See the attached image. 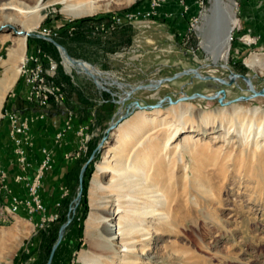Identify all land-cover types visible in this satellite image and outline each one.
I'll use <instances>...</instances> for the list:
<instances>
[{"label":"rangeland","instance_id":"374dc122","mask_svg":"<svg viewBox=\"0 0 264 264\" xmlns=\"http://www.w3.org/2000/svg\"><path fill=\"white\" fill-rule=\"evenodd\" d=\"M37 1L0 0V77L5 69L3 60L21 35L14 33L11 26L20 30L24 25H32L37 17H41L38 24L41 27L46 25L53 29L60 26V32L67 34L72 53L80 55L75 58L112 71L124 82H147L148 79L171 76L182 68L212 62L201 45L202 39H207V30L205 38L199 30L193 32L189 44L184 45L180 41L182 30L179 31L165 18L153 20L149 26L141 25L136 32L114 34L113 41L104 43L103 50L96 42L101 39L99 36L88 33L85 39L77 35L80 27H76L74 21L91 15L128 17L131 9H138L130 8L136 0H99L102 6L93 13L73 17L62 11L63 0L46 5L49 0H39L42 6L36 11ZM107 1L110 5L105 8L103 3ZM20 2L21 7L17 6ZM205 6V13H208L211 0H205ZM235 12L237 25L250 27V23L241 19L239 10ZM9 17L13 20L11 24L6 22ZM38 25L31 32L37 33L40 30ZM32 38L25 36V52L20 63L22 70L6 92L0 108V168L4 167L7 174L6 187L0 184V264H45L59 227L68 217L71 220L50 264H89L80 254L92 251L86 222L104 193L93 184L100 177L97 165L113 153L112 147L117 144L113 133L117 128L127 120L145 115L162 117L163 122L175 124L181 120L183 130L171 140L167 150L154 155V147L162 145L174 130L147 126L128 142L125 153L116 156L131 160L135 155L146 157L152 154V166L157 172L154 175L157 183L153 187L158 192L153 193H167L162 206L166 210L162 207L157 210L167 211V222L158 218L159 214L152 217L147 224L150 234L141 245L145 254L140 255L141 263L137 264H264V132L257 133L264 112V96L243 98L250 92L243 82H239L238 85L224 86L223 100H233L228 104H220L217 98H196L163 104L156 109L135 108L126 119L108 131L110 122L119 116V108L125 112L131 101L140 105L153 104L166 94L181 95L182 86L187 95L194 92L212 95L220 86L215 81L196 77L189 83L190 75H184L163 82L157 88L138 89L124 101H115L120 99V91L116 87L110 88L115 93L113 96L96 86L78 65L67 68L56 46L45 40L49 44L44 52L58 62L57 76L65 85L67 97L62 107L40 108L31 101L13 97L26 72L24 58ZM116 40L119 41L117 45ZM260 47L261 44L247 47L234 39L228 47L227 58L217 63H226L241 73L255 74L253 82L259 89L264 86V69L261 72L252 69L245 59L252 54L264 55L261 51L264 46ZM203 70L215 75L228 73V70L216 66H207ZM8 103L21 115L29 116L32 127L27 147L30 168L26 173L31 174L38 165L42 146L52 151V166L43 180L41 198L48 210L57 211L59 217L45 225H40L39 214L27 216L23 206L7 204L6 189L18 198L27 197L24 183L14 180L21 168L15 162L8 123V134L3 126L2 109L8 107ZM254 107H258L255 114L246 111ZM233 109L240 111L235 121ZM39 114H43L46 121L37 119ZM202 117L208 118L201 120ZM41 123L48 127L47 133L42 131ZM60 128H63L61 139L52 140L53 132L56 129V134ZM85 134L89 135L87 150L78 157L69 156L78 152L80 138ZM104 136V142L84 171L81 195L74 204L80 169ZM109 177L110 173H107L100 180L105 182ZM64 191L67 192L65 195ZM161 193L155 197L161 198ZM58 202L60 206H57ZM71 206H74L72 210ZM97 212L100 213L99 206Z\"/></svg>","mask_w":264,"mask_h":264},{"label":"bare ground","instance_id":"6f19581e","mask_svg":"<svg viewBox=\"0 0 264 264\" xmlns=\"http://www.w3.org/2000/svg\"><path fill=\"white\" fill-rule=\"evenodd\" d=\"M54 1L57 0L46 1L44 5ZM63 1L65 4L62 7V11L68 15H72V17L93 13L96 11V9L102 6V4L98 3L99 0ZM23 5L24 4H22V6ZM103 5L105 8L107 6L109 7L110 2L107 1L103 3ZM17 6L21 7V2L18 3ZM36 6L37 8H35V10L38 11L42 6L39 0L37 1ZM209 10L210 11L208 13L202 14V24L198 25L197 29L204 38V34L207 30V39L206 41L202 39L201 45L207 51L211 61L215 64L214 66L218 67L220 64H226L217 62L220 59L227 58L230 42L229 32L231 30V25L236 21L234 17L235 3L232 0H211V6ZM40 18L41 17H37L33 21L32 25L22 26L20 30H22L24 34H21L17 37L14 46L7 53V58L3 60L5 69L2 73V76L0 77V108L6 92L9 88H11L19 72L22 70L20 68V63L23 60L25 52V33L28 31L31 32L35 26L39 24ZM6 22L7 24H11L13 20L9 17L6 18ZM206 25H208L207 28ZM38 28L42 30L43 26L41 27L38 25ZM245 62L249 67L257 70L258 72H261L264 69V55L252 54L250 57L245 59ZM62 63L67 68L78 65L82 71L87 70L90 74L96 76L99 83L112 84L113 82H116L119 86L123 88L125 87L122 83L124 81L117 78V76L112 71L103 70L85 60L82 61V63H73L70 60L64 59ZM113 86L116 87L115 85ZM196 98L203 97L197 96L188 100ZM180 101H182V99H179L176 103L172 104H177ZM246 111H252L255 114L258 112V107H254L251 110L247 109ZM239 112L240 111H234L233 109L232 117L234 121ZM182 115L183 114L181 113L180 117ZM207 118L208 117H202L200 119L205 120ZM163 120L164 118L158 116H139L133 120L125 121L117 128V132L113 133L116 136L117 143L112 147L113 153L108 155L110 158H106L97 165V170L100 177H103L107 173H110V177L105 182L100 180V177L93 182V184L101 189L102 193H104L97 205V207L99 206L100 213L97 212V207L95 206L86 222V229L89 239L88 242L92 251L87 254L83 252L80 254V257L87 263H141L140 255L144 256L145 254L141 245L143 244V241L147 239L146 235L150 234L147 224L150 223L152 221V217L157 214L160 215H158V218H161L162 221L167 222L168 213L167 211L162 212L166 210L163 208L166 192H163L164 195L160 192L161 198L159 199L155 197L156 193H153L157 192L155 191L157 188L154 189L153 187L155 185L154 183H157L156 179L154 182V175H156L157 172L155 167L152 166V162L154 160L152 158L154 156L152 154L146 157L135 155V158H131V160L129 157H124L122 159H120V157L119 159L116 157L125 153L128 147V142L140 134L143 129L147 128V126H160L166 129L173 128L174 131L165 139L162 145L159 147H154L153 149L154 155L157 152H163L167 150L171 144V140L183 130V125L181 120L177 124L173 122L169 123L168 121L163 122ZM119 123H116L115 126L109 129V131L114 129ZM263 132L264 112L257 129L258 134H262ZM178 146L179 145H176V147ZM152 187L154 190L151 189ZM159 194L156 195L158 196ZM160 207H162L164 210L162 209V211L159 212L157 210H159L158 208ZM138 247L141 248L139 249Z\"/></svg>","mask_w":264,"mask_h":264},{"label":"built area","instance_id":"2783aa9c","mask_svg":"<svg viewBox=\"0 0 264 264\" xmlns=\"http://www.w3.org/2000/svg\"><path fill=\"white\" fill-rule=\"evenodd\" d=\"M175 0H147L145 4H139L138 10H131L130 16L120 17L118 15L113 16H94L95 20L88 22V27L91 35H97L101 39H109L112 35L121 28L124 24H128L133 28V32H136L141 25L149 26L151 20L158 15V9L168 3ZM210 1V0H209ZM235 2V10L240 8V0H233ZM183 10L179 16L183 19L184 25L178 30H182L180 41L184 45H188L190 36L193 32H196L197 26L201 24V16L207 9L205 6V0H195L196 11L193 15L187 16L188 5L185 0H178ZM258 4L264 5V0H258ZM170 16L171 13H167ZM236 16V12H235ZM238 18L236 22L231 25L230 42L234 39L247 47L258 46L260 44V34L254 32L252 28H240L238 24ZM64 25V24H62ZM59 27L50 28L43 25V29L37 33L44 37H55L60 33ZM73 29V27L71 28ZM44 39V38H43ZM55 39V38H54ZM46 40V39H45ZM193 50V47L190 46ZM198 48V47H196ZM261 48V47H260ZM261 51H264L261 48ZM238 51V50H236ZM26 64V72L23 76V83L27 88L25 99L35 103L40 108H51L52 106L62 107L66 101V89L63 82L58 79L57 69L58 62L49 54L45 53L43 48L36 46L30 53H27L24 59ZM29 116H23L18 111L13 109L9 104L8 107L2 109V118L7 120L9 127V134L14 143L15 162L21 168V172L14 177L15 181H21L24 183L27 190V197L24 199L18 198L15 194H12L9 189L5 192L8 195L7 204L14 206H23L26 209L27 216L39 214L40 225H45L51 221L57 220L59 217L58 212H50L47 206L43 203L41 198V191L43 188V180L46 173L52 166V151L42 146L40 151V160L38 165L34 168L31 174L26 173V170L30 168V162L28 161L27 147L30 143V122ZM37 117H44L43 114H39ZM55 122V121H54ZM63 135V128H60L55 136V140L61 139ZM80 147L77 153H70L69 156L78 157L81 152L87 150V142L89 141V135L85 134L80 138ZM6 170L0 168V184L6 187ZM67 192L64 191L63 195ZM60 206V202L57 203Z\"/></svg>","mask_w":264,"mask_h":264},{"label":"water","instance_id":"95a60500","mask_svg":"<svg viewBox=\"0 0 264 264\" xmlns=\"http://www.w3.org/2000/svg\"><path fill=\"white\" fill-rule=\"evenodd\" d=\"M11 28H13L14 33H16V34H23L24 33L22 30L15 29L12 26H11ZM25 35L27 37L28 36H36V37L44 38V39L50 41L54 46H56V48L60 52V55L62 57V61L64 59L70 60L73 63H82V61H84L83 59L75 58V57L71 56L67 52L66 48L63 45H61L58 41H56L53 37H44L41 34L36 33V32H27V33H25ZM214 65L215 64L213 62H204V63H199L197 66L182 68L181 70L175 72L171 76H163V77H158V78H154V79H148L147 82H140V83L122 82L125 86L124 88L119 86L116 82H113L112 84L99 83L97 81L96 76L90 74L87 70L82 71V72H84L88 77H90L92 79V81L96 84V86L100 87L101 89H103L105 91L110 92L113 96L115 95V93H113L110 90V88H111V86L115 85L116 88L120 91L119 92L120 95H118V96H120V99L115 100V101H119V102L124 101L125 99H128L131 96V94L138 89H141V88H145V89L157 88L163 82L171 81V80H174L176 78L182 77L184 75H190L189 83L192 82L193 78L196 77V78H200L203 80L215 81L220 86L218 88V90L211 96L207 95V94L197 93V92H194L190 95H187L186 92L183 91L184 86H182V88L180 90V93H182L181 95L171 96L169 94H166V95L158 98V100L153 104L140 105L137 101H131L130 103H128L125 112L122 113V109L119 108V110H118L119 116L116 120H113L110 122L108 129H107L109 131V129L112 128L113 126H115L116 123L121 122V120L123 118L129 116L135 108H138V109H142V108L143 109H152L153 108L154 109V108L162 107L163 104L176 103L179 99H191V98H195L197 96H200L203 98H215V97L219 96L217 99H218V102L220 104H228L233 100H227V101L223 100V98L225 97L224 86L238 85L239 82H243L246 86V90H248L250 92V94L248 96H243V98L249 99V98H253L256 96H260V95L264 96V86H262L259 89H257L255 87V84L253 82V78L255 77V74L249 75L247 73H241V72L235 71V70L231 69L229 65H226V64H220V65H218V67H221L223 69L228 70L227 74L215 75V74L209 73L208 71L203 70L204 67L214 66ZM238 99H240V98H237V100ZM105 137L106 136H104L102 138L101 142L92 151L89 158L87 159V161L84 162V164L82 165V167L80 169V172H79V188H78V191H77L75 198L73 199L74 204H76L78 202V199L80 198V195H81V188H82V180H83L84 171L86 170V167L88 166L89 162L93 159L96 150L100 149L102 143L105 140ZM73 208H74V206H71V210ZM70 220H71V218L68 217L66 219V221L64 223H62L61 226L59 227L57 238H56L54 244L52 245L49 257H48L45 264H50V262L52 261V257L54 255L55 249L58 246L59 242L62 240L65 228L68 225V223L70 222Z\"/></svg>","mask_w":264,"mask_h":264},{"label":"crops","instance_id":"0c3cea01","mask_svg":"<svg viewBox=\"0 0 264 264\" xmlns=\"http://www.w3.org/2000/svg\"><path fill=\"white\" fill-rule=\"evenodd\" d=\"M146 2H147V0H139V4H145ZM185 2L188 5V11L186 12V15L187 16L193 15L195 13V11H196L195 0H185ZM139 4L135 5V6H131L130 8L138 7ZM182 10H183V8H182L181 4L178 2V0H175L174 2H168V3L164 4V5H162L158 9V15H156L153 18V20H158L159 18H165V19L171 21L173 26H175L176 28H180V27H182L184 25L183 19L179 16V14L181 13ZM239 12H240V15H241L240 16L241 19L244 20L246 23H250L249 24L250 28H252V30L254 32H257V33L260 34V37H261L260 44H261V47H263L264 46V5L258 4V0H240ZM167 13H171V15L167 16L166 15ZM153 20H151L150 24L152 23ZM73 24L76 27H80L82 25H85V23H82L80 20L74 21ZM64 27H65V25H64ZM113 35H112V37H110L111 41H113V39H114ZM33 37L34 38H32L31 41L29 42V47L26 49L27 53H30L36 46H39V44H38V38L39 37H36V36H33ZM110 38H109V40H110ZM41 39H43V38H41ZM100 42H105V40L104 39H100ZM115 44L116 45L119 44V41H117ZM99 48L101 50H103L102 47H99ZM20 82H21V85H19V88L16 89L15 93L13 94V97L14 98L20 97V98L25 99V94H26L27 88L24 85L22 80ZM8 100L11 102V99H8ZM6 105H7V103H6ZM37 119H39L42 122L46 121L45 120L46 119L45 116L42 117V118L37 117ZM41 124H42V126H41L42 127V131L44 133H47L48 132V127L46 125H44L43 123H41ZM3 126H4L5 130L7 129L5 131V132H7L8 131L7 120L4 119V118H3ZM55 131H56V129H55ZM55 131L53 132V134L51 136L52 140H54ZM30 133L32 134V127L31 126H30ZM7 134H8V132H7ZM47 146H50V145H47ZM64 146H65V144H64Z\"/></svg>","mask_w":264,"mask_h":264},{"label":"trees","instance_id":"16d2710c","mask_svg":"<svg viewBox=\"0 0 264 264\" xmlns=\"http://www.w3.org/2000/svg\"><path fill=\"white\" fill-rule=\"evenodd\" d=\"M139 4V0H136L135 2H134V4L132 5V6H135V5H138ZM92 20H95L93 17H85V18H81L80 19V21L82 22V23H85V25H82V26H80V30L77 32V35L79 34V35H81V37H85V39H86V37H88V33H90V30H89V27H88V25L87 24H89L88 22H90V21H92ZM84 30V31H83ZM125 31H133V28L130 26V25H128V24H124L121 28H119L117 31H116V33H115V35H117V34H121V33H123V32H125ZM55 38V40L56 41H58L61 45H63L65 48H66V50H67V52L71 55V56H74V57H80V55H75L74 53H72V49H71V47L69 46V41H68V37H67V34L65 33V32H63V33H59L57 36H55L54 37ZM44 40V41H43ZM109 42V41H111V40H106L105 42H100V40H96V42H97V44H98V46L99 47H104L105 46V44L104 43H106V42ZM91 42V41H90ZM38 44H39V46L40 47H42L43 48V50L45 51V48L47 47V45L49 44V42L48 41H45V39H41V38H38ZM46 53V52H45ZM50 55V54H49ZM51 56V55H50ZM55 108L56 106H52L51 108Z\"/></svg>","mask_w":264,"mask_h":264}]
</instances>
